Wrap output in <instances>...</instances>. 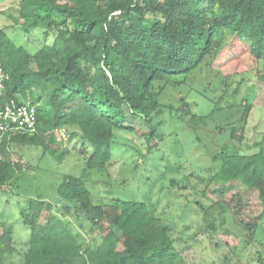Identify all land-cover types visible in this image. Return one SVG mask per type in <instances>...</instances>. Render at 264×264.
I'll use <instances>...</instances> for the list:
<instances>
[{"label":"trees","instance_id":"trees-1","mask_svg":"<svg viewBox=\"0 0 264 264\" xmlns=\"http://www.w3.org/2000/svg\"><path fill=\"white\" fill-rule=\"evenodd\" d=\"M17 1L18 16L13 19L20 30L43 29L46 40L52 32L55 37L52 45L30 53L0 29V66L9 77L0 109L13 99L37 111L34 134L12 135L0 129V190L11 184L19 169L28 168L12 160L15 146H42L45 153L63 159L55 138L63 129L77 130L91 148L87 170L108 176L117 131L137 132L138 120L147 129L142 136L149 140L159 135L155 119L168 86H178L207 68L221 75L225 97L230 78L214 64L227 44L247 52L255 63L249 70L259 89L264 88V0ZM256 96L227 106L237 123L230 133L233 143L244 140ZM182 102L180 114L191 117L192 128L206 120ZM222 109L216 107L212 114ZM255 148L259 151L243 154L225 145L213 154L219 168L206 187L238 181L256 191L264 207V138ZM57 195V205L38 199L21 209V222L30 229L21 247L12 226L0 222V264H12L14 257L21 264H190L197 257L193 248L174 246L172 227L145 203H98L84 181L73 176L63 179ZM204 213L211 229L214 220ZM67 216L83 217L89 226L80 228L88 241ZM245 227L249 232L256 229L255 224ZM216 247L222 264H244L236 247L221 240ZM255 264H264L263 256Z\"/></svg>","mask_w":264,"mask_h":264},{"label":"rangeland","instance_id":"rangeland-1","mask_svg":"<svg viewBox=\"0 0 264 264\" xmlns=\"http://www.w3.org/2000/svg\"><path fill=\"white\" fill-rule=\"evenodd\" d=\"M17 8V0H0V29H5L16 45L30 53L52 45L53 32L46 40L43 29L29 33L19 29L13 19L18 16ZM241 52L234 43L227 44L215 61V68L223 69L230 78L225 97L221 75L204 68L187 76L182 84L166 88L160 98L161 115L155 119L158 136L149 140L142 136L147 129L138 120L135 121L137 132L117 131L108 176L87 170L91 148L75 129L55 133L58 151L64 154L61 160L45 153L42 146H15L12 160L28 168L19 169L11 184L0 190V222L12 226L18 246L30 238L29 227L21 222V209L28 206L29 200L43 199L57 205L58 185L66 176H73L84 181L98 203L109 204L112 200L145 203L172 227L175 247L193 248L196 252L197 257L190 264H222L216 247L220 240L221 244L236 247V254L244 264H255L258 256L264 258V207L258 193L238 181L226 185L212 182L206 187L219 168L212 160L213 154L225 145L235 146L243 154H254L259 151L255 144L264 138V88L259 89L249 70L255 63L247 52ZM255 93L257 105L250 114L244 140L233 143L230 133L237 123L227 106L249 102ZM182 100L195 115L206 117L196 128L189 124L191 117L180 114ZM216 107L224 109L212 114ZM72 131L74 137L70 136ZM202 208L214 220L211 229L205 225ZM65 219L77 233L87 241L90 239L80 228V224L85 229L89 226L83 217ZM246 224H255L256 229L249 232ZM11 261L21 264L17 257Z\"/></svg>","mask_w":264,"mask_h":264},{"label":"built area","instance_id":"built-area-1","mask_svg":"<svg viewBox=\"0 0 264 264\" xmlns=\"http://www.w3.org/2000/svg\"><path fill=\"white\" fill-rule=\"evenodd\" d=\"M8 75L0 66V99L4 95V82L8 80ZM0 129L5 133L34 134L37 129V111L35 106L27 103H18L9 100L3 103L0 109ZM60 130L56 131L59 134Z\"/></svg>","mask_w":264,"mask_h":264}]
</instances>
